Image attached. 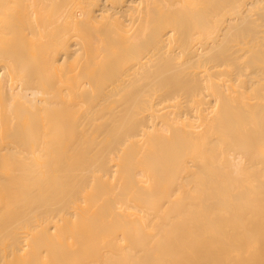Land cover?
Masks as SVG:
<instances>
[{
	"label": "bare ground",
	"instance_id": "1",
	"mask_svg": "<svg viewBox=\"0 0 264 264\" xmlns=\"http://www.w3.org/2000/svg\"><path fill=\"white\" fill-rule=\"evenodd\" d=\"M0 264H264V0H0Z\"/></svg>",
	"mask_w": 264,
	"mask_h": 264
}]
</instances>
